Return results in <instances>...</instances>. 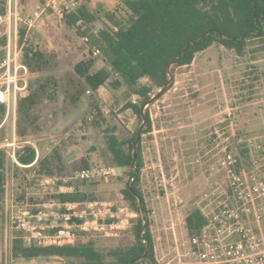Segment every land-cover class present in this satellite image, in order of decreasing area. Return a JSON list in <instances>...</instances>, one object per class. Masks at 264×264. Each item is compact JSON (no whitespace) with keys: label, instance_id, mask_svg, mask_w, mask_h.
I'll list each match as a JSON object with an SVG mask.
<instances>
[{"label":"rangeland","instance_id":"1","mask_svg":"<svg viewBox=\"0 0 264 264\" xmlns=\"http://www.w3.org/2000/svg\"><path fill=\"white\" fill-rule=\"evenodd\" d=\"M9 1L16 3L17 29H24V40L18 44L20 47L30 44L55 53L58 66L49 74L55 76L58 85L64 74L80 60H93L91 73L108 68L100 49L97 56H90L92 47L99 48L92 41L102 27L100 20L80 21L72 27L66 25L64 16L72 8L65 0H57L55 10L45 5L51 4L50 0H0V57L4 53ZM76 1L79 3L77 9L85 7L94 17H101L119 2ZM57 9H63V14L59 16ZM34 11L40 14L32 19V26H28L27 21ZM84 36L87 41L82 40ZM252 51H255L253 56ZM35 77L27 71L26 89L17 98L28 95L27 84ZM140 83L146 85L148 82L143 79ZM58 89L57 86V100H45L38 108L41 131L37 136H47L40 139L44 140L40 142L44 155L56 147L68 163H77V167L70 170L72 173L81 169L97 171L92 179L72 180L76 182L73 187L87 193L90 200L76 204L74 209L77 214L83 212L88 222L83 230L74 228L75 241L91 245L100 255L99 264H114L115 255L134 243L132 226L137 213L127 209L121 194L129 180L128 169L112 164L103 131L108 128L119 140L128 139L143 125L140 117L129 109L123 110L122 87L114 90L105 83L98 88L91 109V99L87 97L91 93H85L82 103L68 111L62 107ZM158 91L150 89L147 93L150 100L141 107L148 115L150 127L149 131L140 134L142 164L137 187L145 202L155 264H175L176 246L188 237L185 218L202 207L199 197L211 185L207 171L216 160L215 155L226 145L240 155L242 165L246 166L249 158H246L242 144L248 138L264 139V49L259 50L256 42H252L244 54L238 56L233 50L212 44L195 54L190 65L175 70L170 88L157 97ZM127 101L138 102L133 95ZM135 120L138 124L133 131L131 125ZM15 121L16 112L14 117L4 114L0 119V150L5 161L4 193L0 199V264H81L72 258L24 260L9 255V236L18 234L15 230L10 233V204L16 201L13 203L17 205L14 209L17 211L21 201H26L25 193L44 194L45 190L58 193L57 180L43 185L28 169L14 166L12 154L25 144L15 135ZM28 143L36 148L35 143ZM81 160L86 163V168H78ZM11 176H14V184ZM18 193L24 198H19ZM54 210L44 209L49 213ZM48 220L53 218L49 216ZM110 224L113 229L109 228ZM138 264L151 263L141 261Z\"/></svg>","mask_w":264,"mask_h":264},{"label":"trees","instance_id":"2","mask_svg":"<svg viewBox=\"0 0 264 264\" xmlns=\"http://www.w3.org/2000/svg\"><path fill=\"white\" fill-rule=\"evenodd\" d=\"M91 20H100L102 25L92 42L101 50L108 68L91 73L93 60H80L64 74L58 85L55 76L49 74L58 66L55 53L30 44L21 47L20 60L27 71L36 77L27 84L28 95L16 100L15 135L19 140H24L40 134L38 108L45 100H57V86L65 111L82 103L86 91L91 93L87 96L91 99V109L94 96L103 84L108 83L114 90L122 87L121 98L125 101L123 110L129 109L140 117V124L143 120L145 123L143 130L138 128L128 139L119 140L113 130L108 128L103 131L112 164L117 168L128 169L129 180L121 194L127 209L137 213L132 226L134 243L115 255L114 264H138L141 261L155 264L145 202L137 187L142 164L140 134L149 131L150 127L148 115L141 107L149 102L147 93L150 89L159 90L157 97L162 95L170 88L174 71L190 65L195 54L212 44L233 50L238 56L243 55L252 42H256L259 50L264 49V0H119L113 9L101 17H94L81 6L63 19L70 27L80 21L87 23ZM23 40L24 29H19L18 43L22 44ZM111 76L114 77L110 79ZM143 79L148 82L146 85L140 83ZM132 95L137 97V103L127 101ZM4 114L5 108L0 104V119ZM43 141H32L36 148L29 143L22 145L15 154L20 166L13 164L17 168L28 169L37 181L53 177L59 184V179L70 175V170L77 167V163H68L63 152L56 147L44 155L40 143ZM81 161L78 168H86V163ZM4 163V155L0 150V199L5 185ZM11 182L14 184V176H11ZM67 185L73 191L49 194L37 192L33 195L25 193V198L22 193L18 194L19 198H24L31 205L32 213L44 210L37 204L49 201L62 205L90 201L87 193L73 187L76 182L71 180ZM61 209V212L65 211L63 207ZM72 221L80 222L77 218ZM202 223L200 210L191 211L185 218L188 236L195 234ZM10 251L13 258L24 260L57 257L72 258L81 264L100 262V255L92 246L79 240L73 244L25 246L18 233L12 239Z\"/></svg>","mask_w":264,"mask_h":264},{"label":"built area","instance_id":"3","mask_svg":"<svg viewBox=\"0 0 264 264\" xmlns=\"http://www.w3.org/2000/svg\"><path fill=\"white\" fill-rule=\"evenodd\" d=\"M65 1L72 8L68 14L77 10L78 1ZM50 2L45 5L55 10L57 0ZM64 8L68 6L64 5ZM15 12L16 3L9 1L4 53L0 57V104L5 108L6 117L9 114L14 117L18 94L26 89L27 68L20 60ZM56 12L60 16L63 9ZM39 14L34 11L30 15L28 26H32V19ZM82 40L87 41V38L84 36ZM99 52V48L92 47L90 56L95 57ZM89 93L86 91V94ZM242 145L246 158H249L248 165L243 166L240 155L226 145L220 148L214 157L216 160L209 165L207 176L211 185L199 197L203 223L195 234L184 239L179 247L176 246L175 264H264V139L254 141L248 138ZM11 159L20 166L14 154ZM96 174L94 169L76 170L59 179L57 192H71L72 187L67 185L70 180H89ZM53 180L56 179L46 178L39 182L43 185L48 182L53 184ZM49 193L44 191V194ZM13 202L9 210L10 233L14 230L20 233L25 246L73 244L76 239L74 228L83 230L88 223L83 212L75 213L74 203L62 205L49 201L37 206L55 209L52 213L44 210L32 213L28 202L21 201L17 211H14L17 205ZM61 206L64 212L59 211ZM49 216L53 220H48ZM73 218H78L80 222H73ZM109 228L113 229V224ZM9 238L11 249L14 236L11 234ZM10 249L9 255L12 257Z\"/></svg>","mask_w":264,"mask_h":264},{"label":"water","instance_id":"4","mask_svg":"<svg viewBox=\"0 0 264 264\" xmlns=\"http://www.w3.org/2000/svg\"><path fill=\"white\" fill-rule=\"evenodd\" d=\"M144 123H145V121L143 120L142 123H141V126L144 125ZM137 124H138V120L133 121V123L131 125V129L133 131L136 130ZM45 137H47V136L46 135H41V136H35V137H28V138L24 139L23 142L28 143V142H32V141L43 139Z\"/></svg>","mask_w":264,"mask_h":264},{"label":"crops","instance_id":"5","mask_svg":"<svg viewBox=\"0 0 264 264\" xmlns=\"http://www.w3.org/2000/svg\"><path fill=\"white\" fill-rule=\"evenodd\" d=\"M43 179H46V178H43ZM58 186H60V183H59V184L57 183V187H58Z\"/></svg>","mask_w":264,"mask_h":264}]
</instances>
